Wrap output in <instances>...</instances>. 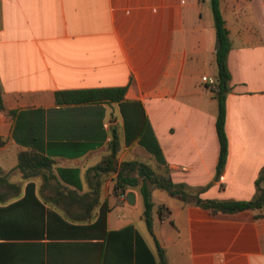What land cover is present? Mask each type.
<instances>
[{
    "label": "crops",
    "instance_id": "0c3cea01",
    "mask_svg": "<svg viewBox=\"0 0 264 264\" xmlns=\"http://www.w3.org/2000/svg\"><path fill=\"white\" fill-rule=\"evenodd\" d=\"M203 2L0 0V264H159L157 243L167 264H264V206L213 215L168 193L176 200L157 204L151 233L143 210L112 215L113 198L135 203L114 190L116 171L94 170L115 131L116 169L166 165L173 183L202 199L255 197L264 0H219L231 78L218 177V101L202 81H215V29ZM104 87L126 89L119 101L55 100L59 90ZM24 150L53 163L25 177ZM130 190L136 202L139 188Z\"/></svg>",
    "mask_w": 264,
    "mask_h": 264
},
{
    "label": "trees",
    "instance_id": "16d2710c",
    "mask_svg": "<svg viewBox=\"0 0 264 264\" xmlns=\"http://www.w3.org/2000/svg\"><path fill=\"white\" fill-rule=\"evenodd\" d=\"M210 8L213 16L215 29V63L216 76L213 85H209V90L218 101V113L215 120V129L219 143L218 160L216 164L215 176L218 177L223 169L228 153V141L225 132L226 94L230 90V72L227 66V55L230 49L228 30L222 16L219 0H210ZM125 87H104L95 89L80 90H59L55 92L57 103H81L97 100L119 101L123 98ZM1 107V97H0ZM117 137L113 131L111 139V153L105 159L104 165H98L94 168L97 172L106 173L116 171L114 190L127 192L135 187L139 188L143 200V216L148 230L152 233V207L150 185L167 191L170 195L179 196L184 202L194 203L195 205L206 209L210 214L217 213H236L247 209H261L264 206V187L260 186L264 180V167L255 181L256 194L251 200H216L202 199L197 194L191 193L184 184L173 183L170 179L168 167L165 165L157 172L149 164L139 161H125L118 169L114 166L115 150L117 147ZM1 144V141H0ZM53 163V160L42 156L39 153L24 150L18 153L17 167L23 172L25 177L32 175L35 169L47 168ZM165 164V162H163ZM159 264H167L164 257V250L158 245Z\"/></svg>",
    "mask_w": 264,
    "mask_h": 264
},
{
    "label": "rangeland",
    "instance_id": "374dc122",
    "mask_svg": "<svg viewBox=\"0 0 264 264\" xmlns=\"http://www.w3.org/2000/svg\"><path fill=\"white\" fill-rule=\"evenodd\" d=\"M203 7H204V12H205V10H208L210 12L211 11L210 0H204ZM149 185H150V187H154V185H152V184H149ZM151 191H152V200L155 203L154 207H153V211H152L153 217L157 216L156 207H157L158 203H161V202L171 203L172 201L176 200L175 197L170 196L168 194V192H166V191H160L158 189H152ZM212 199H214V198H212ZM113 202L116 203V206L113 210L112 215H116V214H120V215L124 214L125 215V210H128L132 214V216L138 217L139 215L142 214V210L144 208L143 200H142V197L140 194H137L136 202L133 206H129V205L119 201L116 198H113ZM143 226H146L145 222L143 223ZM167 226H169L168 223H167ZM143 231H144L143 233H144L145 237L147 238L148 242L151 244L153 249H155L153 237L149 234V232L146 229H144Z\"/></svg>",
    "mask_w": 264,
    "mask_h": 264
},
{
    "label": "water",
    "instance_id": "95a60500",
    "mask_svg": "<svg viewBox=\"0 0 264 264\" xmlns=\"http://www.w3.org/2000/svg\"><path fill=\"white\" fill-rule=\"evenodd\" d=\"M125 200L128 204L133 205L135 203V193L133 191H127Z\"/></svg>",
    "mask_w": 264,
    "mask_h": 264
},
{
    "label": "built area",
    "instance_id": "2783aa9c",
    "mask_svg": "<svg viewBox=\"0 0 264 264\" xmlns=\"http://www.w3.org/2000/svg\"><path fill=\"white\" fill-rule=\"evenodd\" d=\"M202 81L205 82V83H208V84H213L214 80L212 78H208L206 76H203L202 77ZM119 196L124 199L125 196H126V193L125 192H119Z\"/></svg>",
    "mask_w": 264,
    "mask_h": 264
}]
</instances>
